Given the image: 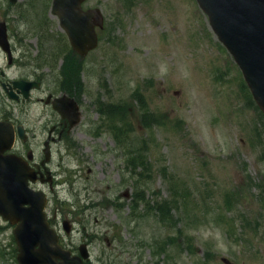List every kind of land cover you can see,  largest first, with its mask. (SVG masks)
Listing matches in <instances>:
<instances>
[{
    "label": "rangeland",
    "instance_id": "1",
    "mask_svg": "<svg viewBox=\"0 0 264 264\" xmlns=\"http://www.w3.org/2000/svg\"><path fill=\"white\" fill-rule=\"evenodd\" d=\"M51 7L52 0H0V20L12 22L13 43L30 56L8 75L48 62L39 68L45 92L57 84L70 50ZM90 7L102 9L106 26L85 62L77 149L53 147L51 169L61 183L49 211L58 208L74 226L68 236L59 224L64 244L87 243L88 264H264V123L206 14L196 0H89ZM136 92L162 121L152 131L141 124ZM99 96L132 106L138 143L150 141L151 178L143 187L153 201L176 200L169 222L156 212L129 216L133 184L110 131L99 127ZM44 137L31 146L38 156ZM0 243V264H18L13 226Z\"/></svg>",
    "mask_w": 264,
    "mask_h": 264
},
{
    "label": "water",
    "instance_id": "2",
    "mask_svg": "<svg viewBox=\"0 0 264 264\" xmlns=\"http://www.w3.org/2000/svg\"><path fill=\"white\" fill-rule=\"evenodd\" d=\"M86 0H54L53 13L60 19L71 44L80 55L98 45L96 26L103 27L99 9L84 11ZM209 18L219 40L227 47L240 67L246 84L264 113V0H197ZM0 45L8 47L5 30L0 29ZM14 131L0 124V215L18 223L14 230L21 264H84L86 246L81 257L59 245L44 212L46 197L29 187L34 171L15 156H3L12 147ZM62 260L61 263L58 260Z\"/></svg>",
    "mask_w": 264,
    "mask_h": 264
},
{
    "label": "flooded vegetation",
    "instance_id": "3",
    "mask_svg": "<svg viewBox=\"0 0 264 264\" xmlns=\"http://www.w3.org/2000/svg\"><path fill=\"white\" fill-rule=\"evenodd\" d=\"M9 28H11V24L8 20ZM26 57L22 50L16 48H12L11 56L6 55V63L0 68V102L6 98L8 104L4 106V108L0 109V121H11L18 128L22 124L18 123V120H21L22 117H29L30 113H34V117L31 118L32 121L26 118L23 122L24 129V139H21L22 146L24 144H28L32 138H36L37 130L40 126L35 123L38 121H42L44 123V131L46 132L47 139H49L50 143L53 145H63L71 146V142L73 140L75 127L74 124L80 120V115L76 110V107L79 108L81 113V119L83 118L82 110L83 105L78 98V93L75 92V96L69 94L70 87L67 84L56 85L54 88L49 89L53 90L49 92V95L46 99L43 98V89L46 85L44 78L39 75L40 63L38 60L37 67L31 66L30 72L20 73L15 75L13 79L8 77V73L10 70H18L26 67L27 62L25 61ZM32 62V61H30ZM22 82L21 87L15 85L16 82ZM29 82H36L39 84L38 87H33L29 91H26ZM27 95V97H26ZM51 96L50 100L49 97ZM69 97L74 99H61L58 103V108L60 111L54 109V101L57 98ZM50 111L52 114H46L43 116V111ZM36 111H39V115ZM43 117V118H42ZM40 134H44L41 132ZM19 136V134H18ZM44 142V144H45ZM51 147V144H50ZM26 150V147H25ZM24 153V152H23ZM19 154V153H18ZM21 156V153L19 154ZM25 157V156H24ZM30 164L32 167L38 170V177L41 182H44L48 179V172H51L52 179L51 183L47 184L48 192L50 190V201L53 200L54 196V186L57 184V173L52 172L50 167H54V155L52 157L51 148L49 152V160L46 161V155L43 157L39 156H31ZM84 158V157H83ZM82 158V159H83ZM36 188H40V184L36 186ZM58 212L55 210L51 222L56 226L59 225L57 222ZM9 229V223L4 222L0 217V234L4 235L6 231ZM6 245L0 243V256L6 255L5 252Z\"/></svg>",
    "mask_w": 264,
    "mask_h": 264
},
{
    "label": "trees",
    "instance_id": "4",
    "mask_svg": "<svg viewBox=\"0 0 264 264\" xmlns=\"http://www.w3.org/2000/svg\"><path fill=\"white\" fill-rule=\"evenodd\" d=\"M74 84L79 88L81 86V82L78 78L74 79ZM243 87L247 88L246 84L243 82ZM82 88V87H81ZM80 89V88H79ZM250 105L254 106L257 109V112L259 116L261 117V121L264 123V114L261 112V110L258 108V106L255 104L253 98L250 95ZM140 104L143 107V112L141 115V119L143 124L147 128H151L152 124L156 123L159 124L160 119H158L156 116L154 117L151 112L146 108V103L145 100L141 97L140 98ZM98 110L103 115L108 119L110 124H112V129L117 130L120 127V132L123 134L119 135L116 134V138L120 140L121 138L123 139V145L125 147V150L128 152L130 155V159L128 160L129 164L135 169L141 168V170L138 173V176L141 177H150V171H151V162H149L148 158L145 156V151L146 150V140L143 139L138 143L139 147L135 146L134 139L132 136V139H130L129 134H127L126 131L130 132L133 131V124L131 123V118H132V111H131V106H127L125 104H112V103H104L102 101L98 102ZM115 122V124H113ZM126 125L128 127H126ZM128 128V129H127ZM258 131V128L255 129ZM256 133V132H254ZM144 173H147L146 175ZM144 174V176H143ZM145 181V180H144ZM141 188V187H140ZM139 189V188H138ZM144 191V189H143ZM141 191V192H143ZM145 192H143L144 194ZM162 204L158 203L155 206V209L160 212L162 215L163 219L166 217V215L170 212L172 209V206H174V201H163L161 202ZM175 207V206H174Z\"/></svg>",
    "mask_w": 264,
    "mask_h": 264
}]
</instances>
